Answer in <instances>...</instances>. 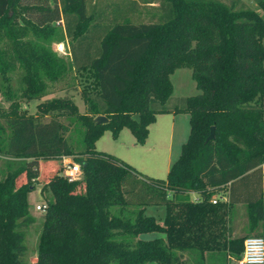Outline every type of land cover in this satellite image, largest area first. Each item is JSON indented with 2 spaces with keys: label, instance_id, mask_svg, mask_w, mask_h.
<instances>
[{
  "label": "trees",
  "instance_id": "1",
  "mask_svg": "<svg viewBox=\"0 0 264 264\" xmlns=\"http://www.w3.org/2000/svg\"><path fill=\"white\" fill-rule=\"evenodd\" d=\"M142 5L151 6L146 19ZM263 38L264 16L244 0H0V264H228L247 236L264 237ZM65 39L66 57L50 45ZM181 66L198 93L173 95ZM75 72L86 81L84 111L70 95L41 100L36 112L22 106L21 96L41 98L49 81ZM181 111L190 131L166 178L96 146L108 128L117 137L128 127L144 143L157 114ZM63 154L81 163L82 179L61 174ZM54 158L31 262L27 229L38 217L29 195L42 160ZM223 186L228 199L213 202ZM239 202L248 226L229 237ZM152 204L167 207L165 223L146 213ZM154 231L167 238L140 236Z\"/></svg>",
  "mask_w": 264,
  "mask_h": 264
},
{
  "label": "rangeland",
  "instance_id": "2",
  "mask_svg": "<svg viewBox=\"0 0 264 264\" xmlns=\"http://www.w3.org/2000/svg\"><path fill=\"white\" fill-rule=\"evenodd\" d=\"M250 7L258 10L264 16V10L254 0H244ZM141 18H147L151 13V6L142 5L141 7ZM264 43V38H263ZM53 50L58 52L60 55L66 57L69 52V46L67 39L60 41L51 42ZM49 81L47 87V93L41 98H28L21 96L20 101L22 106L28 108L30 112L37 111V104L41 100L52 98L56 96L70 95L77 102L81 111L86 109L85 101L82 96V89L86 85L85 79H83L77 72H75V78ZM171 79L174 83V96H183L196 94L200 90L196 85V81L192 76V68L189 66L177 67L171 74ZM12 85L15 87L16 82L12 77ZM1 101L4 106H8L9 101L1 95ZM173 113H163L158 115V119L155 123L150 125V133L147 137L146 143H139L132 130L128 127L121 129L117 137H114L110 128L106 129L105 132L96 141V146L100 150H104L125 160L129 164L133 165L139 172L147 177H161L166 178L168 167L167 157L171 154L172 159H177L181 153L182 144L186 141L190 131V116L188 112L181 111L176 114V128L174 136L170 132L168 127L169 121L172 118ZM74 138L78 137L77 130H72ZM171 135L174 137L173 149H169V141ZM58 159L42 160L41 163V174L40 178L36 183V187L30 192V204L31 211L38 217V220L27 229L26 242L28 245L27 259L34 262L37 259V244L39 234L42 229V215L44 210L36 209L37 203L47 202L46 197L48 190L42 191L43 184L48 180V175L54 172L55 167L58 165ZM60 164L57 168H60ZM1 176V172H0ZM25 177V176H24ZM25 178H19L18 182H21ZM154 210V209H153ZM146 213L151 214V206L147 209ZM156 213V212H152ZM158 215V214H157ZM234 228L235 233L240 229ZM159 232H145L140 236L143 238H153L156 235H160ZM189 254L187 255V258ZM190 258V257H189ZM188 258V259H189ZM114 264V262H113ZM145 264H160L157 261H149ZM228 264H236L234 258L228 259Z\"/></svg>",
  "mask_w": 264,
  "mask_h": 264
},
{
  "label": "crops",
  "instance_id": "3",
  "mask_svg": "<svg viewBox=\"0 0 264 264\" xmlns=\"http://www.w3.org/2000/svg\"><path fill=\"white\" fill-rule=\"evenodd\" d=\"M167 113H173L172 118L169 121L168 127L170 128L171 134L174 136V132H175V128H176V114L177 113H175V112H167ZM160 114H163V113L157 114V118L153 123H155L157 121L158 115H160ZM153 123H151L150 125H152ZM149 129H150V127H149ZM172 135H171V138L169 141L170 143L168 145V148L170 150L173 149V142H174V140H173L174 137ZM145 143H146V141H145ZM145 143H142V144H145ZM174 161L175 160L171 158V154H169V156L167 157L168 171H169V169H170V167ZM262 167H263V198H264V163H263ZM159 178H161V177H159ZM228 191H229L228 186L220 187L219 189H217L216 193L212 196V199L216 198L220 201H226L228 199ZM189 194H190L191 200H193V201L200 200V195L198 192L192 191ZM30 196L31 195H29V197ZM150 206H151V214L155 215L161 223H165V219L167 216V207L165 205H155V204L153 205L152 204V205L147 206L146 211ZM152 212H156V213H152ZM228 225L230 226V232L228 235L229 237L240 236L246 232V229L248 226L246 203L239 202V203L233 204V206L230 207V215H229V219H228ZM236 227H238V229H240V230L235 233L236 230H234V228L236 229ZM154 232H159V231H154ZM159 233H161V234L156 235V236L167 238V234L165 232H159ZM189 253H190V249L183 251L184 258H187V255ZM229 258H233V256L229 255Z\"/></svg>",
  "mask_w": 264,
  "mask_h": 264
},
{
  "label": "built area",
  "instance_id": "4",
  "mask_svg": "<svg viewBox=\"0 0 264 264\" xmlns=\"http://www.w3.org/2000/svg\"><path fill=\"white\" fill-rule=\"evenodd\" d=\"M61 174L69 181L80 180L83 177L82 165L75 160L73 155L63 154L61 156ZM217 202L216 198L212 199ZM38 210H46L47 203H37ZM236 264H264V237L250 235L244 240V248L240 257L235 258Z\"/></svg>",
  "mask_w": 264,
  "mask_h": 264
},
{
  "label": "water",
  "instance_id": "5",
  "mask_svg": "<svg viewBox=\"0 0 264 264\" xmlns=\"http://www.w3.org/2000/svg\"><path fill=\"white\" fill-rule=\"evenodd\" d=\"M133 118L140 121L141 120V116L139 113H135L133 114ZM95 120L98 122V123H105V122H108L109 121V118L105 115V114H98L96 115L95 117ZM215 137V125H213L211 127V132L208 136V139H212Z\"/></svg>",
  "mask_w": 264,
  "mask_h": 264
}]
</instances>
